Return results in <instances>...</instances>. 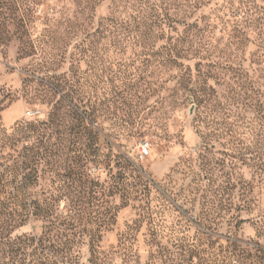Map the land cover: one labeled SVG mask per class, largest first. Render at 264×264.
Listing matches in <instances>:
<instances>
[{"label": "rangeland", "instance_id": "1", "mask_svg": "<svg viewBox=\"0 0 264 264\" xmlns=\"http://www.w3.org/2000/svg\"><path fill=\"white\" fill-rule=\"evenodd\" d=\"M260 124L264 0H0V188L51 210L24 264H264Z\"/></svg>", "mask_w": 264, "mask_h": 264}, {"label": "trees", "instance_id": "2", "mask_svg": "<svg viewBox=\"0 0 264 264\" xmlns=\"http://www.w3.org/2000/svg\"><path fill=\"white\" fill-rule=\"evenodd\" d=\"M185 35L183 36L184 40H187L191 36V27L190 25L185 30ZM195 97V96H194ZM202 101V98H200ZM260 128L257 130L256 125L251 127L249 134L251 136L250 145H248V153L244 154L248 160L249 165L254 168L256 173H259L261 179L264 180V138L262 137L264 133V124H260ZM213 138H219V134L211 132L208 134ZM263 145L259 146V145ZM17 195L12 193H7L3 188H0V264H24L27 249L30 248L35 241V237L26 233L15 234V231L23 226L24 217H27L29 214L38 215L40 212L41 215L45 217H50V208L46 211H40L42 207L31 205L17 204L16 199ZM37 210V211H36ZM41 246L43 244L41 243ZM52 246L45 253L46 247H41V254H44L46 261L51 264H65L70 262L72 255L65 251L64 248H55L52 249ZM39 246H35L34 250H38ZM224 262V261H223ZM43 263V262H42ZM41 263V264H42ZM44 264V263H43Z\"/></svg>", "mask_w": 264, "mask_h": 264}, {"label": "built area", "instance_id": "3", "mask_svg": "<svg viewBox=\"0 0 264 264\" xmlns=\"http://www.w3.org/2000/svg\"><path fill=\"white\" fill-rule=\"evenodd\" d=\"M149 149L150 148H149V144L148 143L142 144L141 149H140L141 157L146 156L149 153Z\"/></svg>", "mask_w": 264, "mask_h": 264}]
</instances>
